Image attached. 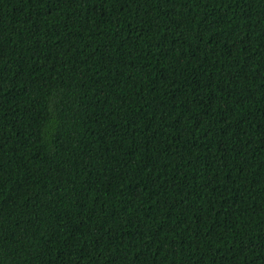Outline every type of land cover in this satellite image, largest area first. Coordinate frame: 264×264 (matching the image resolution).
<instances>
[{
	"label": "trees",
	"instance_id": "trees-1",
	"mask_svg": "<svg viewBox=\"0 0 264 264\" xmlns=\"http://www.w3.org/2000/svg\"><path fill=\"white\" fill-rule=\"evenodd\" d=\"M0 264H264V0H0Z\"/></svg>",
	"mask_w": 264,
	"mask_h": 264
}]
</instances>
